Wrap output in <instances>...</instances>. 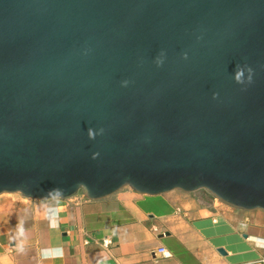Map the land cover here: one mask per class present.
Instances as JSON below:
<instances>
[{
	"label": "water",
	"instance_id": "water-1",
	"mask_svg": "<svg viewBox=\"0 0 264 264\" xmlns=\"http://www.w3.org/2000/svg\"><path fill=\"white\" fill-rule=\"evenodd\" d=\"M124 187L264 211V0H0V194Z\"/></svg>",
	"mask_w": 264,
	"mask_h": 264
},
{
	"label": "crops",
	"instance_id": "crops-1",
	"mask_svg": "<svg viewBox=\"0 0 264 264\" xmlns=\"http://www.w3.org/2000/svg\"><path fill=\"white\" fill-rule=\"evenodd\" d=\"M202 191L124 187L98 200L1 193L0 264H264V211Z\"/></svg>",
	"mask_w": 264,
	"mask_h": 264
},
{
	"label": "built area",
	"instance_id": "built-area-1",
	"mask_svg": "<svg viewBox=\"0 0 264 264\" xmlns=\"http://www.w3.org/2000/svg\"><path fill=\"white\" fill-rule=\"evenodd\" d=\"M101 244H102L104 247L108 248V247L111 245V241H110V239H108V238H104V239L101 241ZM259 246L264 247V243L260 242V245H259ZM158 252H159L163 257H169V256H170L169 252H168L167 250H165L164 248H159V249H158Z\"/></svg>",
	"mask_w": 264,
	"mask_h": 264
},
{
	"label": "rangeland",
	"instance_id": "rangeland-1",
	"mask_svg": "<svg viewBox=\"0 0 264 264\" xmlns=\"http://www.w3.org/2000/svg\"><path fill=\"white\" fill-rule=\"evenodd\" d=\"M204 192H206V193H204ZM202 193H204L205 195H206V194L209 195V193H208L207 191H205V190H203ZM218 201H219V200H218Z\"/></svg>",
	"mask_w": 264,
	"mask_h": 264
}]
</instances>
